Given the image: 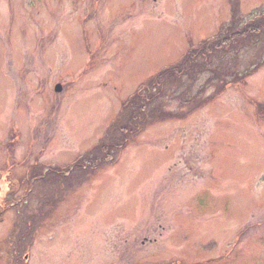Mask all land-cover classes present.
Here are the masks:
<instances>
[{
  "label": "rangeland",
  "instance_id": "1",
  "mask_svg": "<svg viewBox=\"0 0 264 264\" xmlns=\"http://www.w3.org/2000/svg\"><path fill=\"white\" fill-rule=\"evenodd\" d=\"M263 16L0 0V263L264 264Z\"/></svg>",
  "mask_w": 264,
  "mask_h": 264
},
{
  "label": "flooded vegetation",
  "instance_id": "2",
  "mask_svg": "<svg viewBox=\"0 0 264 264\" xmlns=\"http://www.w3.org/2000/svg\"><path fill=\"white\" fill-rule=\"evenodd\" d=\"M31 167H34V166H31ZM34 177H36L35 172L32 173V178H34ZM34 179H36V178H34ZM2 180L0 181V186L4 187V183L5 182H2ZM0 208H1V210H0V217H1L2 221H3L4 220L3 219L4 213H5V210H6L7 207H4L3 205L0 204ZM20 245L22 247H25V244H23V245L20 244ZM23 255H24V252L23 253H19L15 258L13 257L12 260H11V261H13L12 264H23V259L25 260V256H23Z\"/></svg>",
  "mask_w": 264,
  "mask_h": 264
},
{
  "label": "trees",
  "instance_id": "3",
  "mask_svg": "<svg viewBox=\"0 0 264 264\" xmlns=\"http://www.w3.org/2000/svg\"><path fill=\"white\" fill-rule=\"evenodd\" d=\"M264 17V16H263ZM240 29H244L245 30V25L244 26H241L240 27ZM240 29H238L236 26H232L231 28H230V33H231V35L230 36H226L227 38H235V37H237L238 36V34H239V32H238V30H240ZM238 42V41H237ZM237 42H235V46H234V48H236V45L237 44H239V42L237 43ZM247 75H248V73H247V71L246 72H244L242 75H240L241 76V78L240 79H237V77H234V79L232 80V81H237V80H241V79H244L245 77H247ZM39 175V174H38ZM40 176V175H39ZM41 178V177H40ZM41 180H45V179H42L41 178Z\"/></svg>",
  "mask_w": 264,
  "mask_h": 264
},
{
  "label": "water",
  "instance_id": "4",
  "mask_svg": "<svg viewBox=\"0 0 264 264\" xmlns=\"http://www.w3.org/2000/svg\"><path fill=\"white\" fill-rule=\"evenodd\" d=\"M61 90V86L59 85V84H57L56 86H55V91L56 92H59Z\"/></svg>",
  "mask_w": 264,
  "mask_h": 264
}]
</instances>
